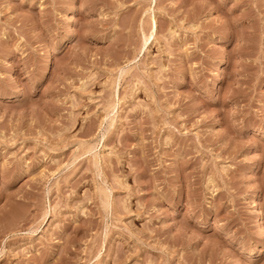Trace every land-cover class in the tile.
<instances>
[{"label": "rangeland", "instance_id": "obj_1", "mask_svg": "<svg viewBox=\"0 0 264 264\" xmlns=\"http://www.w3.org/2000/svg\"><path fill=\"white\" fill-rule=\"evenodd\" d=\"M254 189L264 0H0V264H264Z\"/></svg>", "mask_w": 264, "mask_h": 264}, {"label": "bare ground", "instance_id": "obj_2", "mask_svg": "<svg viewBox=\"0 0 264 264\" xmlns=\"http://www.w3.org/2000/svg\"><path fill=\"white\" fill-rule=\"evenodd\" d=\"M252 197L255 200L256 203V210L254 212L253 218L256 222V226L258 228V233L263 236L264 238V221H263V209H262V198L260 196V193L257 189H254Z\"/></svg>", "mask_w": 264, "mask_h": 264}]
</instances>
